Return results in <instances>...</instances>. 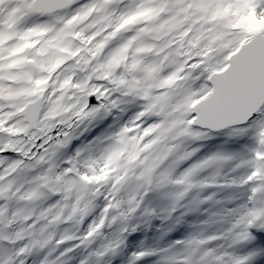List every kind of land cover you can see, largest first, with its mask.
Returning <instances> with one entry per match:
<instances>
[{
    "label": "snow or ice",
    "instance_id": "6c2138e0",
    "mask_svg": "<svg viewBox=\"0 0 264 264\" xmlns=\"http://www.w3.org/2000/svg\"><path fill=\"white\" fill-rule=\"evenodd\" d=\"M0 264H264V0H0Z\"/></svg>",
    "mask_w": 264,
    "mask_h": 264
},
{
    "label": "rangeland",
    "instance_id": "374dc122",
    "mask_svg": "<svg viewBox=\"0 0 264 264\" xmlns=\"http://www.w3.org/2000/svg\"><path fill=\"white\" fill-rule=\"evenodd\" d=\"M95 134H93V135H91V133H88V134H86V137L88 138V139H90L92 136H94ZM82 139H84V138H82ZM76 143H79V141L78 142H76Z\"/></svg>",
    "mask_w": 264,
    "mask_h": 264
},
{
    "label": "bare ground",
    "instance_id": "6f19581e",
    "mask_svg": "<svg viewBox=\"0 0 264 264\" xmlns=\"http://www.w3.org/2000/svg\"><path fill=\"white\" fill-rule=\"evenodd\" d=\"M98 130H99V127L96 129H93V134H96L98 132Z\"/></svg>",
    "mask_w": 264,
    "mask_h": 264
}]
</instances>
